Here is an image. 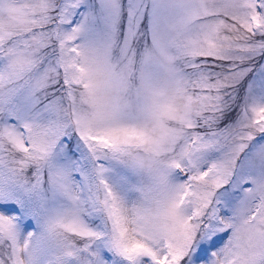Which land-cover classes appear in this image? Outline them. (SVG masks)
Listing matches in <instances>:
<instances>
[{
	"label": "snow or ice",
	"instance_id": "6c2138e0",
	"mask_svg": "<svg viewBox=\"0 0 264 264\" xmlns=\"http://www.w3.org/2000/svg\"><path fill=\"white\" fill-rule=\"evenodd\" d=\"M0 264H264V0H0Z\"/></svg>",
	"mask_w": 264,
	"mask_h": 264
}]
</instances>
